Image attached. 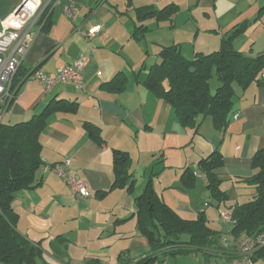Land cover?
Here are the masks:
<instances>
[{
    "label": "crops",
    "instance_id": "1",
    "mask_svg": "<svg viewBox=\"0 0 264 264\" xmlns=\"http://www.w3.org/2000/svg\"><path fill=\"white\" fill-rule=\"evenodd\" d=\"M100 1L41 0L50 8L52 23L47 29L35 26L22 64L27 74L4 117L15 123L26 121L59 100L75 101L78 109L72 112L61 102L47 115V126L39 136L43 160L37 171L39 185L19 193L14 202L18 230L31 242L41 244L46 264H85L89 260L136 264L151 252L148 238L139 229L135 202L151 180L163 202L183 219L196 220L204 213L207 225L221 234L227 248L216 251L220 254L216 258L206 259L201 252L183 255L202 254L200 264H228L229 248L235 243L233 222L221 218L220 212L230 215L231 207L249 202L257 193L248 179L259 173L261 166L254 160L258 152L264 153V71L245 88L235 85L226 127L218 129L207 116L197 129L184 128L173 107L143 83L151 66L160 62L155 60L147 67L146 60L140 65V59L132 56L135 45L140 46L137 41L151 31L149 19L140 23L135 9H162L169 4L180 8L171 20L155 19L167 23L173 32L169 40H152L160 61L164 46H178L189 59L197 52L216 51L223 36L239 25L245 27L233 40L235 49L258 56L264 54V0H145L130 5L135 16H131L129 27L118 18L130 16L129 9L119 10L113 0ZM21 2L0 0V19ZM71 4L74 8L69 14ZM140 24L148 27L144 35L136 34ZM96 26L101 28L86 40L81 31ZM78 59L86 61L84 88L59 82L46 93L35 74H55ZM119 73L127 80L122 90L111 83ZM115 150L130 156L126 168L130 177L120 185H115ZM215 151L223 160L217 173L227 196L224 202L211 197L207 177L199 166ZM66 159L71 160L68 166L63 165L66 171L87 181L89 198L76 196L53 169ZM189 169L195 176L193 186L182 182ZM53 242L59 244L61 257L53 253ZM167 256L172 255L160 254L154 264H163ZM256 264H264V256Z\"/></svg>",
    "mask_w": 264,
    "mask_h": 264
},
{
    "label": "trees",
    "instance_id": "2",
    "mask_svg": "<svg viewBox=\"0 0 264 264\" xmlns=\"http://www.w3.org/2000/svg\"><path fill=\"white\" fill-rule=\"evenodd\" d=\"M128 4L131 5V0H128ZM135 11L140 23L150 18L160 22L171 20L180 12V8L176 4H169L162 9L143 6ZM51 23L48 7L39 24L42 25L41 29H47ZM244 27L236 26L229 34H225L218 50L197 52L190 59L182 54L178 46H164L159 53L160 63L149 69L144 85L173 107L177 120L184 128L197 129L207 116L213 118L218 129L226 127L234 105L235 85L245 88L257 81L259 74L264 71V54L248 56L233 45L234 38ZM147 29V26L140 24L136 27V34L144 35ZM22 64L13 79L15 96L12 101L20 90L22 78L27 74ZM214 78L218 87L212 91L211 81ZM111 83L116 89L122 90L127 80L119 73ZM61 102L72 112L78 109L75 101H51L47 108L29 120L6 123L2 119L0 122V264H46L43 258L45 250L41 244L31 242L18 230L19 214L14 202L19 193L39 185L37 171L43 163L39 136L47 126L48 113ZM90 133L97 137L92 129ZM114 159L117 175L115 185H120L130 177L126 170L130 156L126 151L115 150ZM254 161L261 169L248 181L255 185L257 193L249 202L230 208L233 222L231 235L235 242L229 248L230 260L238 257L237 242L243 236H257L264 230V153L258 152ZM199 166L207 177L211 197L224 202L227 196L220 188L217 173L223 166L220 153L215 151L203 158ZM194 180V172L190 169L183 173L182 182L185 186H193ZM151 182L149 180L143 194L135 199L139 229L148 238L151 248V252L136 264H154L160 254L177 256L201 252L208 259L218 257L220 254L216 251L227 249L223 246L221 234L207 225L204 213L196 220L183 219L163 202ZM129 190H133V183H130ZM51 247L56 257L62 256L58 243L53 242ZM263 256L264 247L255 253L253 259L256 262ZM85 264L100 263L89 260Z\"/></svg>",
    "mask_w": 264,
    "mask_h": 264
},
{
    "label": "built area",
    "instance_id": "3",
    "mask_svg": "<svg viewBox=\"0 0 264 264\" xmlns=\"http://www.w3.org/2000/svg\"><path fill=\"white\" fill-rule=\"evenodd\" d=\"M47 6L41 0H22V2L5 18L0 19V122L15 96L13 90L14 76L23 63V59L30 47L35 26L40 29V18ZM74 4L67 7V12L72 14ZM101 26L81 31L86 40L91 39ZM86 61L78 59L71 64L58 69L55 74L39 71L35 74L45 86V92L50 93L59 82H73L79 89L84 88L83 69ZM70 159L55 164L53 169L65 180L72 192L79 197L91 196L86 180L66 171L63 165L68 166ZM221 218L232 221L227 212H220ZM264 247V230L257 236H243L237 242L238 257L228 264H256L254 253Z\"/></svg>",
    "mask_w": 264,
    "mask_h": 264
},
{
    "label": "rangeland",
    "instance_id": "4",
    "mask_svg": "<svg viewBox=\"0 0 264 264\" xmlns=\"http://www.w3.org/2000/svg\"><path fill=\"white\" fill-rule=\"evenodd\" d=\"M114 5L118 7L119 10H126L129 9V14L126 15H121L118 17L121 22H123V25L125 27H129V25L132 26V19L131 16H135L134 11L132 10V7L137 6L138 4L145 3V0H132L131 6L128 4V0H113ZM103 0L100 1L99 4H101ZM109 3H112L111 0H109ZM131 9V10H130ZM68 13V12H67ZM103 13V12H102ZM104 16V13L103 15ZM100 16V17H102ZM176 20H178V26H181L180 21H181V16L178 17ZM148 27L151 28V31H149L144 38H142L140 41H137L138 45H135V49L133 50V57L135 59L139 58L140 59V65L142 64L143 60H146V65L149 67L153 61L157 60L160 62V59L158 56L155 54V49H154V43H152V40L154 41H160L161 39L163 40H169L173 37V32L172 29L168 27L167 23H161L159 24L155 19H149L147 21ZM117 26V25H116ZM146 51H148L149 54H146ZM155 54V55H154ZM142 77H144L145 74V69L141 70ZM166 82V81H165ZM218 87V82L214 78L211 81V88L212 91H215L216 88ZM4 122L6 123H15L13 120H10L8 116H5L3 119ZM48 247V245H46ZM255 255V253H254ZM253 255V257H254ZM164 258V257H163ZM216 258V257H214ZM165 259V262L163 264H200V261H202V254L198 255L196 257L193 256H184V255H177V256H167Z\"/></svg>",
    "mask_w": 264,
    "mask_h": 264
}]
</instances>
